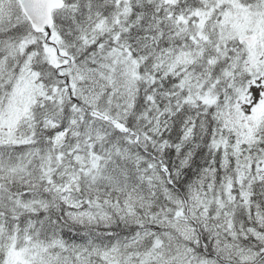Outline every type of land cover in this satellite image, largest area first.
Instances as JSON below:
<instances>
[{
    "label": "snow or ice",
    "instance_id": "1",
    "mask_svg": "<svg viewBox=\"0 0 264 264\" xmlns=\"http://www.w3.org/2000/svg\"><path fill=\"white\" fill-rule=\"evenodd\" d=\"M0 264H264V0H0Z\"/></svg>",
    "mask_w": 264,
    "mask_h": 264
}]
</instances>
